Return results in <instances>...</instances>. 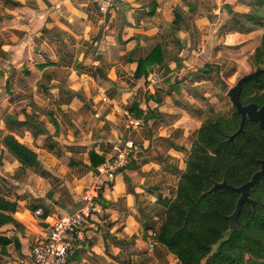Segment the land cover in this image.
Listing matches in <instances>:
<instances>
[{"label":"clouds","instance_id":"clouds-1","mask_svg":"<svg viewBox=\"0 0 264 264\" xmlns=\"http://www.w3.org/2000/svg\"><path fill=\"white\" fill-rule=\"evenodd\" d=\"M259 17L261 0H0V264H183L158 200L264 53Z\"/></svg>","mask_w":264,"mask_h":264},{"label":"trees","instance_id":"trees-1","mask_svg":"<svg viewBox=\"0 0 264 264\" xmlns=\"http://www.w3.org/2000/svg\"><path fill=\"white\" fill-rule=\"evenodd\" d=\"M255 65L264 68V53L257 52ZM241 101L264 106V74L259 81L244 84ZM240 123L241 116L235 109L230 117L209 122L200 132L201 146L193 149L188 171L181 176L176 199L164 202L166 217L155 238L178 254L183 264H200L201 259L204 264H244L246 251L253 256L249 264H264V182L251 190L255 207H242V226L207 259L229 229V217L240 197L226 188L211 192L212 187L223 181L241 187L260 170V161L264 160V133L258 123L247 119L244 131L238 133ZM232 136L234 140L230 141Z\"/></svg>","mask_w":264,"mask_h":264},{"label":"water","instance_id":"water-1","mask_svg":"<svg viewBox=\"0 0 264 264\" xmlns=\"http://www.w3.org/2000/svg\"><path fill=\"white\" fill-rule=\"evenodd\" d=\"M264 74V68H258L255 71L242 76L235 86H233L227 93V96L236 110V112L241 116V123L238 133L244 131L245 123L248 120L258 123L260 129L264 133V106L258 107L256 104L252 103L249 105H244L241 101V94L243 91V86L248 81H259L260 77ZM230 141L234 140V136L230 137ZM260 182H264V160L260 161V170L255 173L250 181L243 184L241 187L234 188L230 186L226 181L221 183L216 182L211 189V192H215L220 189H231L240 195L236 209L234 213L229 217V229L223 234V237L218 241L216 245L212 247V251L207 259H210L223 244L230 241L231 237L235 234L238 227L242 224L239 220V215L241 213L242 207L245 204H250L255 207L256 202L251 198L252 188Z\"/></svg>","mask_w":264,"mask_h":264},{"label":"crops","instance_id":"crops-1","mask_svg":"<svg viewBox=\"0 0 264 264\" xmlns=\"http://www.w3.org/2000/svg\"><path fill=\"white\" fill-rule=\"evenodd\" d=\"M261 2L264 3V0H261ZM257 19H258V17H257ZM257 19L256 18L252 19V21L255 23ZM259 19L261 20L262 23H264V17H259ZM249 68H251V65H249ZM246 71L240 70L238 74L230 73V76L234 80V83L240 79L242 73H247ZM234 83L229 82L226 85H221V89L223 92L222 96H226L225 93H228V91L233 87ZM225 109H226V112L228 115H232L233 110H234V107L232 105H230L229 107H225ZM178 150H182V147L178 148ZM145 162H148V161L145 160ZM164 163H165V167H166L167 172L172 173L173 175H180L173 163H171L170 161H164ZM181 176L182 175H180V179H181ZM180 179H179V181H180ZM178 184H179V182H178ZM177 188L174 190H170L167 196H161L158 200V203L161 205V208H162V213L158 212L157 215L161 216V218L163 219V222H164L165 217H166V211H163V210H167L164 202H168L170 200H173L172 196L176 197ZM150 191L158 192L159 191V185H157L156 188L150 189ZM156 223L157 222L151 220L150 217L146 218L145 223H144L145 233L147 234L149 231H154L156 228ZM125 248L127 249V245H125ZM164 248H165V250H168L167 247L164 246ZM118 259L121 261V264H131V255L127 251L122 253L121 257H119ZM149 264H151V262H149Z\"/></svg>","mask_w":264,"mask_h":264},{"label":"rangeland","instance_id":"rangeland-1","mask_svg":"<svg viewBox=\"0 0 264 264\" xmlns=\"http://www.w3.org/2000/svg\"><path fill=\"white\" fill-rule=\"evenodd\" d=\"M256 69H258V67H257L256 65H255L254 68H253L252 66H251V68L248 67V69H247V71H246L247 73H242V74H241V77L244 76V75H246V74H249V73L255 71ZM241 77H240V78H241ZM236 83H237V81L234 83L233 86H235ZM225 94H226V96H222V97H220V99L223 100V103H224V106H225V107H229V106L232 105V104H231V102H230V100H229V98H228V96H227V93H225ZM230 116H231V115H228L227 112L225 111V112L223 113V115H221L220 117H225V118L227 117V118H228V117H230Z\"/></svg>","mask_w":264,"mask_h":264}]
</instances>
